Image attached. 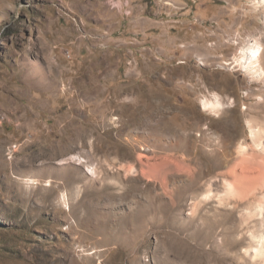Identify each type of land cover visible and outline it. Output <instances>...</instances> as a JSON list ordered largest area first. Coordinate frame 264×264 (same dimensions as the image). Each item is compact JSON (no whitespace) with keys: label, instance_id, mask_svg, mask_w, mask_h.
<instances>
[{"label":"rangeland","instance_id":"374dc122","mask_svg":"<svg viewBox=\"0 0 264 264\" xmlns=\"http://www.w3.org/2000/svg\"><path fill=\"white\" fill-rule=\"evenodd\" d=\"M258 2L0 0V264H257L208 183L250 142L245 97L263 83L234 59L254 37L264 53ZM214 93L237 109L203 111ZM139 155L185 167L165 189Z\"/></svg>","mask_w":264,"mask_h":264},{"label":"bare ground","instance_id":"6f19581e","mask_svg":"<svg viewBox=\"0 0 264 264\" xmlns=\"http://www.w3.org/2000/svg\"><path fill=\"white\" fill-rule=\"evenodd\" d=\"M258 3L260 7L257 11L263 13L264 17V0L262 3ZM234 63L236 68L234 72L243 71L242 75L263 84L257 89V92H248L245 97L246 99L254 98L253 95L258 97V101L254 105L246 107L242 111L243 114H246L244 123L249 130L250 142L243 140L239 143L237 146L238 157L234 163L226 170L215 174L208 184L210 186L212 182H219L223 186L222 190H215L214 198L218 203L226 206L232 205L238 210L239 228L249 234V247L254 250L252 255L258 258L257 264H264V53L259 38L254 37L241 47L239 56L234 59ZM200 102L203 111L215 115L217 118L221 116L220 111L222 112V110L227 109L230 112L237 109L235 100H229L226 104L218 93H214L211 98L204 97ZM166 103L167 100L156 93L149 97L147 105L149 127L154 134L157 133L158 127L160 128L162 123H166L167 117L164 109ZM182 114L185 115L184 112ZM181 117L182 115H179L176 119ZM225 127L228 139L232 142L240 133V124L234 119L227 122ZM139 159L142 165L141 173L149 179L160 180L165 189L167 187L166 171L185 167L178 160H161L148 164L142 161L140 155ZM127 169L132 170L133 168L129 166ZM203 195L206 198L209 196L208 192Z\"/></svg>","mask_w":264,"mask_h":264}]
</instances>
